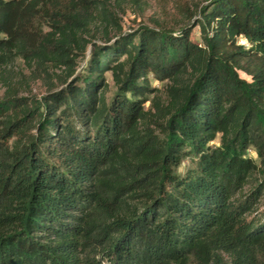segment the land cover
<instances>
[{"label": "trees", "instance_id": "1", "mask_svg": "<svg viewBox=\"0 0 264 264\" xmlns=\"http://www.w3.org/2000/svg\"><path fill=\"white\" fill-rule=\"evenodd\" d=\"M146 1L0 0V264H264V0H172L190 26L175 33L163 8L153 28L120 35L119 12ZM198 55L200 71L166 110L154 172L120 190L147 199L101 229L107 244L83 259L96 228L84 216L98 196L92 171L115 145L105 74L141 107L149 75L169 80ZM186 160L194 167L181 174Z\"/></svg>", "mask_w": 264, "mask_h": 264}, {"label": "rangeland", "instance_id": "2", "mask_svg": "<svg viewBox=\"0 0 264 264\" xmlns=\"http://www.w3.org/2000/svg\"><path fill=\"white\" fill-rule=\"evenodd\" d=\"M191 6L200 8L205 4L204 0H188ZM163 8L174 15V20L168 22V27L175 33L183 27L190 26L193 20H188L182 15H175L176 8L172 0H147L140 9L127 7L119 12L118 20L121 27L120 35H130L138 31L142 26L154 27L153 20L163 21ZM195 19H198L196 16ZM100 34L96 33L92 40L95 45L100 44ZM113 41V40H112ZM191 41L200 43L198 27L191 30ZM243 43L244 40H240ZM239 41V43H240ZM112 43V42H111ZM90 47L87 48L85 58L81 60L76 69L80 75L89 58ZM203 55L191 58L186 63L179 65V70L171 79L159 82L149 75L152 93L148 101L140 106L131 108L125 100L115 95L116 86L111 72L105 74V86L103 92L106 103H114L113 113L117 118L114 138L115 145L106 159H99L94 164L92 177L95 179L93 189L98 192L97 199L85 213V220L92 223L96 228L87 234L81 242V253L85 260H91L99 249L108 242V236L103 229L112 219L121 218L134 211L135 207L147 199L144 189L130 190L121 193V188L127 185L132 178L144 171L154 172L160 156V148L164 135V123L166 110L170 106H178L186 95L187 88L197 76L202 67ZM123 60V58L121 59ZM15 69H21L25 74L29 70L22 61L14 64ZM31 93L35 96L45 95L47 86L41 81L29 83ZM5 88L0 82V96ZM63 124L66 120H62ZM92 135L94 132L92 131ZM193 162L186 160L180 167L179 172L184 174L187 169L193 168ZM153 176L149 177L152 188ZM115 196H117L115 198Z\"/></svg>", "mask_w": 264, "mask_h": 264}, {"label": "built area", "instance_id": "3", "mask_svg": "<svg viewBox=\"0 0 264 264\" xmlns=\"http://www.w3.org/2000/svg\"><path fill=\"white\" fill-rule=\"evenodd\" d=\"M240 44H243V42H242V41H240Z\"/></svg>", "mask_w": 264, "mask_h": 264}]
</instances>
